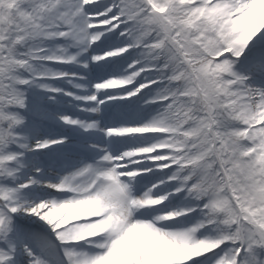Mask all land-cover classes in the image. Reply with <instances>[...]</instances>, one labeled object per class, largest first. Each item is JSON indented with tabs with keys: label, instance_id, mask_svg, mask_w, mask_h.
<instances>
[{
	"label": "snow or ice",
	"instance_id": "obj_1",
	"mask_svg": "<svg viewBox=\"0 0 264 264\" xmlns=\"http://www.w3.org/2000/svg\"><path fill=\"white\" fill-rule=\"evenodd\" d=\"M0 264H264V0H0Z\"/></svg>",
	"mask_w": 264,
	"mask_h": 264
}]
</instances>
